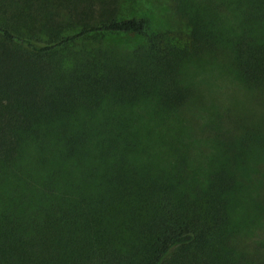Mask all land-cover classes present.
<instances>
[{"label": "trees", "instance_id": "trees-1", "mask_svg": "<svg viewBox=\"0 0 264 264\" xmlns=\"http://www.w3.org/2000/svg\"><path fill=\"white\" fill-rule=\"evenodd\" d=\"M123 1L0 0V264H264V0Z\"/></svg>", "mask_w": 264, "mask_h": 264}, {"label": "rangeland", "instance_id": "rangeland-1", "mask_svg": "<svg viewBox=\"0 0 264 264\" xmlns=\"http://www.w3.org/2000/svg\"><path fill=\"white\" fill-rule=\"evenodd\" d=\"M168 0H124L122 9L130 16L145 17L149 21L150 32L165 30L168 27L170 15L168 14ZM131 36L113 37L112 44L121 48H129L138 42Z\"/></svg>", "mask_w": 264, "mask_h": 264}]
</instances>
